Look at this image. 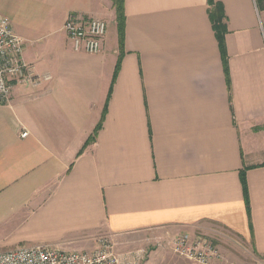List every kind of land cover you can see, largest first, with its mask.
<instances>
[{
    "label": "crops",
    "instance_id": "obj_1",
    "mask_svg": "<svg viewBox=\"0 0 264 264\" xmlns=\"http://www.w3.org/2000/svg\"><path fill=\"white\" fill-rule=\"evenodd\" d=\"M215 2L222 48L209 0H125L121 56L115 0H0L40 80L0 105V248L166 230L264 262V0ZM71 15L108 23L100 54Z\"/></svg>",
    "mask_w": 264,
    "mask_h": 264
},
{
    "label": "built area",
    "instance_id": "obj_2",
    "mask_svg": "<svg viewBox=\"0 0 264 264\" xmlns=\"http://www.w3.org/2000/svg\"><path fill=\"white\" fill-rule=\"evenodd\" d=\"M72 49L98 55L108 31V23L95 17L71 15L64 25ZM19 83L39 86L34 69L24 60V41L12 28L11 20L0 13V105L8 104ZM27 131L22 133L25 138ZM174 254L187 264H222L218 247L204 235L183 234L172 241ZM115 251L113 237L100 236L90 252H64L51 245L18 246L0 251V264H124Z\"/></svg>",
    "mask_w": 264,
    "mask_h": 264
},
{
    "label": "rangeland",
    "instance_id": "obj_3",
    "mask_svg": "<svg viewBox=\"0 0 264 264\" xmlns=\"http://www.w3.org/2000/svg\"><path fill=\"white\" fill-rule=\"evenodd\" d=\"M177 236L178 234L175 235L171 231L169 233L166 230H153L113 237V243L117 254L123 257L124 264H187L172 250V241ZM204 236L220 250L222 264H264L256 256L245 251L241 243L228 241L221 234ZM10 248L3 247L0 251Z\"/></svg>",
    "mask_w": 264,
    "mask_h": 264
},
{
    "label": "trees",
    "instance_id": "obj_4",
    "mask_svg": "<svg viewBox=\"0 0 264 264\" xmlns=\"http://www.w3.org/2000/svg\"><path fill=\"white\" fill-rule=\"evenodd\" d=\"M124 3L125 0H115L116 8H117V16H118V26H119V34H120V51H121V56L123 55V50H124V40H125V26H126V18H125V13H124ZM209 5L211 6V9L209 11L210 18L213 22V29L215 31L216 37L220 42L221 48L223 47V42H224V35L227 33V26L225 23V13L222 8V6L218 3L215 2V0H209ZM120 60L119 59V64L117 66L116 72L114 79L116 78L118 74V70L120 67ZM112 89L110 90L109 97L111 95ZM107 111V106L104 110V114L102 117V120L97 127L94 135L90 138L89 142H92L96 139L98 131L102 127V122L105 117V113ZM242 182H243V187H244V192L245 196L247 197V187H246V181H245V174H242Z\"/></svg>",
    "mask_w": 264,
    "mask_h": 264
}]
</instances>
